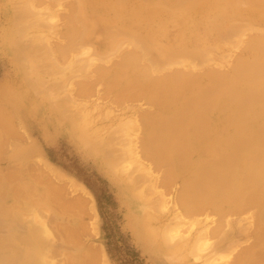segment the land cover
<instances>
[{"label":"bare ground","instance_id":"6f19581e","mask_svg":"<svg viewBox=\"0 0 264 264\" xmlns=\"http://www.w3.org/2000/svg\"><path fill=\"white\" fill-rule=\"evenodd\" d=\"M32 1L30 0V2ZM52 1L54 2V0ZM59 1L60 0H57V3ZM107 1H108L107 4L108 7H111L113 5L114 7L121 10H125L126 8H128V5L131 2L137 1L139 3H142L148 8L165 10L170 14L172 13V15L176 17L187 18L190 17L192 13L197 11L198 9H204L205 6H207V2L209 0H107ZM223 1L224 2L222 3L221 8H219L218 10V13L222 15H224L227 10L234 8L237 2L240 0H223ZM22 2L23 5L21 3L19 4L21 5L20 8L17 5L18 7L17 10L15 7L16 5L14 6L15 9L12 8L13 10V12L11 11L13 13L12 18H10L8 28L4 30V32L2 33L3 37L7 38V41H13V39L18 38V35L20 37L21 33L24 32L25 34V31H28L30 29V26H34V25H35L34 29L37 32L32 34L33 36L28 38L29 39L28 44L24 42L25 46L27 44L28 46L31 47L26 46L27 49H25L26 47H24L25 50L22 51L15 50L14 52H12L13 51L12 48H9V51H11V55L14 57V60H18L20 58L26 59L29 58L28 56L34 58L38 57L36 59L38 60L42 55L41 53H43L41 59L42 60L46 59V62L47 61L49 62V63L47 62V64H49V66L51 67V69L45 68L47 70L44 72L45 74L48 73L50 76L54 77L55 76L54 74H53L54 76L51 75L52 72L51 70H53V73L55 71L56 72L55 74L60 72L59 73L60 76L64 71H72L74 69L77 71H81L79 70V68L78 69L73 68L74 65L77 64L75 63L76 60L77 62H79L78 58L80 56L78 58L75 57L78 56L79 54H82L83 50H86L83 47H85L86 46L85 44L86 43L88 44L89 41L91 40L90 36H92V34L89 28L99 25L103 28V33H105V39H104V43L103 44L101 43V45L103 46H101L98 50L99 52H97L98 55L97 60H99L100 63L103 61L102 63H104L105 65L97 64L99 66H96L94 65L95 64L94 63L93 66L95 67H93L91 65V63L93 62L92 60H91L92 62H89L88 65H86L85 69L87 67H91V68L93 67L92 71L94 72V74L93 77L89 79L91 80L93 78L96 82L94 80H91V82L94 81L92 83V87L93 85H96L94 83L100 81L106 85L105 86L107 87L106 89H108L110 92L112 91L114 92V94L116 95L114 101L118 100L119 102L120 100L124 99L127 101L134 102L135 100H139V99L141 100L145 98L147 102L146 104H148L152 108L151 110L142 109L141 112L138 111L139 112L138 115H140L139 120H141L142 127L144 129V135L142 139H140L139 141L140 143L139 154L137 155L138 151H135L133 143L132 141H130L128 142V144H124V146L123 144H121L123 147L122 150L121 149L120 150L121 152L123 151L122 153L124 154L125 158L123 159L120 158L121 159L120 160L117 159L116 157H109L108 159H106L105 165L108 166L112 175L120 179L122 183L125 184L126 186L125 188L127 190L125 191L127 192V194H129V198H126L125 200H127L126 204L128 205V208L131 211L132 220L131 218L130 220L133 221L135 225H137L142 229V233L148 235L152 245L156 248L158 252L161 253L160 257L165 258L166 261H169L171 264H174V261H177L175 260V252L182 249L180 248L182 244H184V248H187L186 246H188L189 244L191 245V242L193 240H188V238H186L183 241H181L178 245L175 244L176 246L172 248L171 246L173 245L169 243L171 242L169 241V239L172 238L171 237L172 230H168L169 227L167 230L163 227L164 228L162 229L163 231H159V232L155 231V229L152 230L149 228L151 224V220L148 218L146 212V205H145L146 202L143 203L141 201L143 200L141 191L139 189L140 191L139 192L136 189L138 185L137 182L138 181L140 182V180L144 181L146 179L144 177L147 176L146 175L147 172H149L150 171L149 169H151L149 165H152V167H154L155 169H161L160 167L164 168V172L160 170L162 174H160L161 177L159 180H157L155 176L152 177L149 174V176L152 177L154 184L159 182L163 186H169L174 182H179L180 186L176 190L173 196V202L174 205L176 206L175 215L179 216V219H180V215L185 218L186 217L191 218L202 214H205V216H209V215L217 216L218 224L216 223L217 225L209 232L208 235L209 237H212L211 238L212 240L213 238L215 239L213 246L210 247L211 249L212 248L218 249V247H222L225 242H228V240L231 241L233 235L237 234L236 232L244 233L242 226L239 224H236V228L238 227V225L240 226L237 228V230L231 231L232 228L230 227L231 228L230 232L229 230L226 229L225 225L228 224L226 217L227 216L230 217V214H235L236 217V215L246 211L247 209L253 206L258 207L260 209H264V37L261 36L260 32H258L259 34L256 35L254 34V37L253 34H251L252 32H250L252 36H248L249 33L246 36L249 39L246 44V48H248L249 50L245 52L247 56H240L239 54L238 56L236 55L238 57L237 59L236 56L233 57L235 58V63L231 67L228 65L230 67L228 70L220 71L221 69L219 68L217 69L215 67H214L215 69H212L213 67L212 68H208V67L204 68L202 66L199 67V65L205 63L206 60L208 61V58H205V53H206L205 50H201V49L198 50L195 48L197 45L194 46V42L189 44L186 43L185 41L184 42L175 41L173 43L166 42L164 41V39L163 40L160 39L161 37L157 36L155 33H147L142 30L138 31L137 30L138 27L135 26V22H129L130 20H128L127 18H126L127 20L123 25H118L115 21L113 23L112 21H107L106 19L103 21L100 19H95L91 15H89L88 12L86 11L87 4L85 0H72V1L70 0L68 1V3L66 2L67 4L65 5H67L68 10L64 9L65 11H67L65 14L66 21L64 22L65 30L62 32L61 35L59 34L65 39V41L63 44H59L56 47L51 46L50 49H48L50 45L49 44L46 45V43H48L49 38H47L44 31L40 28V27L42 28H48V27L45 26L43 27V25H40L43 23L42 21L39 20L41 18H37V19L42 23L33 24L34 21L32 23H26L25 20L23 19L25 18L27 13L29 14L31 13L30 12L31 3H28V0ZM247 2L250 4L251 7L264 6V0H247ZM48 3H51V0ZM28 4H30L29 7ZM62 4L63 3L61 2V5ZM245 4L246 3H244V5ZM39 5L41 6V4ZM53 5L56 6L55 4ZM46 8L47 7L44 6V9ZM61 8L63 7L61 6ZM40 10L41 9H39V11ZM33 11L34 10H32V14L35 15L36 17L40 15L42 16V14L40 13L38 15L37 10H36L37 15ZM226 19L228 22L230 18L226 16ZM43 21L47 22L45 18ZM52 21L56 22V18L55 20ZM227 22H226L227 25H225L226 31H228L227 35L232 37L231 35L238 34L237 38L240 39L239 37L241 36L239 35L240 34L242 35L243 33V32L240 33V31L243 30L239 28L240 25H237L238 23L234 24L235 22L233 23L231 22L227 23ZM245 26L247 27V24L246 25L244 24V28ZM50 29L48 30L51 32ZM97 38H95V40ZM217 39L219 38H215L214 42ZM229 40L227 41L229 42ZM240 40H238L237 42L239 43ZM35 41L36 43L38 41V43L35 45L30 44V43H35ZM195 43L197 42L195 41ZM224 43L226 42L224 41ZM232 44H234L233 41ZM92 46L95 49V46L94 45ZM38 47H40V49H37ZM43 47H45L44 48L45 50L43 49ZM33 48L34 49L36 48V51L38 50L37 52L40 51L41 55L39 53H35L36 51H34ZM246 48H244V51L246 50ZM42 49L43 52L41 51ZM69 51L70 52L80 51V52L77 53L76 56L73 55L72 58L70 59L68 58L69 60H67L66 59L68 56L67 53ZM93 52H95V50ZM31 57L28 59V61H30V63L35 66L37 65L35 69L32 68L33 70H31V72L33 71L40 72L39 63L35 64L38 61H36ZM222 58L224 57L222 56ZM30 59H33V61L36 62L32 63ZM41 59H39V61H41ZM64 59L65 61L66 60L68 61V62L66 61L68 65L63 66L66 68L61 67V65H63L64 63L63 62ZM25 61L28 63L27 60ZM183 62L192 64V66L191 65L189 66L192 67L193 69H197V67L203 69L202 70L197 69L195 71L191 68L192 71H189L186 67L185 68L187 70L170 68L173 67L174 65L175 66L177 65V67L178 66L181 67L184 65ZM195 64H196V68H194ZM18 65L16 66L19 67V70L21 71L20 69L21 66ZM46 67H48V65ZM91 68L90 69L88 68V71L89 70L91 71ZM90 73L92 74V72ZM48 74L46 75L49 76ZM34 75L37 76V73L35 74L34 72ZM71 75L69 72V77H71ZM69 77L66 76V79ZM82 78L83 79H78L80 81L77 83L78 86L77 88L80 89L82 93L88 95L87 93L90 94L92 90L91 89L92 87L90 88L91 83L89 80L87 81L88 79L87 77L86 79H84L85 77L82 76ZM34 79L33 81L31 79H28V82L26 83L25 86H27L29 89L32 88L31 90H34L33 88L35 87L34 85L38 84L36 86H39L40 83H37L39 80L42 81L43 84L45 83L43 82V80H41L40 76L39 79L35 81L36 83H34ZM56 84L58 86V83ZM88 90L90 92H88ZM80 91H78V93H80ZM105 91L107 93V90ZM78 93L76 95H78ZM85 94L83 95L86 96ZM61 106L62 104L60 106L56 104L55 107L56 109H58V111H61L63 108V107L61 108ZM138 112H135L136 113L135 115H137ZM2 114L3 113H1V115ZM2 117H4V115ZM7 118L4 117L0 119V123L3 122L1 123V125H5V124L10 125V122L7 120ZM132 120L130 122L136 128L137 123H134ZM125 122L127 123V125L130 123L129 120H128L129 123L127 122V120ZM72 123L73 126L76 125L78 127L77 129L84 132L85 126L83 124L79 125L75 120L72 121ZM10 127H12V125H10ZM115 129H119V128H115ZM8 130H10L9 132H11V128ZM112 130L111 133H114ZM123 131L124 130H122L121 132L124 133ZM123 137H125V135ZM108 143L105 144L108 145ZM110 150L112 152L113 149L110 148ZM110 156L113 155L111 154ZM125 159L128 160L127 162L124 163ZM129 159L133 163H135L138 169L140 170L138 176L133 177L128 173L124 175L119 173L121 171L119 170H118L119 172L117 171L119 167L122 171H126L128 169L127 168V166L129 165L128 163L132 164L131 162H129ZM143 160H145L147 163L144 162ZM7 177L8 176H6V179ZM36 180L37 182H39L38 179ZM49 184L47 186H49ZM135 184H137L136 187ZM53 185L54 184H52V187L50 185V188H52L51 190H54V192H55L54 188H57V190L60 188L57 187L58 184L55 185V187ZM12 187L13 190L11 189V191L12 192L14 191L15 193L13 192L11 193V195L12 194L15 195L18 191L16 188L18 187L15 185ZM29 188L33 189V187H29ZM61 188L59 190L62 193L63 191L61 190ZM131 188L134 190L135 194L138 197L130 193ZM18 189H19L18 194H20L21 190L20 188ZM28 190L30 191L31 189ZM22 192L23 191H21V193ZM31 192L32 190L30 191L29 195L31 194ZM49 192L52 193L53 195L52 191ZM54 194H55L54 196H58L56 195V193ZM84 194L89 196L86 192ZM3 195L4 193L1 195V197ZM15 196L17 197L18 195L16 194ZM20 196L22 199L25 200L26 197H23V195H19V197ZM39 196H40L39 198L40 201L47 200V197H45V195L39 194ZM59 196L61 197V194H59ZM51 198H53V200L55 198V201L56 199L59 200L58 197L57 198L51 197ZM78 198L76 200L75 198L71 201L68 200L69 202L68 201L64 202L63 200L62 203L64 204L58 205L59 209L61 208L60 206H62L63 209L64 207L70 209L74 206H79L85 202L83 201L84 198L83 199L80 198L78 199ZM62 199L63 198L61 197L60 200ZM15 200L12 201L15 202ZM155 201L150 202L149 200V204H150L149 209L150 211L155 210L156 212H158V210L162 208L159 207L161 203H156ZM29 203L30 202L28 201L26 203V206H29ZM32 205L33 204L31 203V206ZM19 206L22 207L21 204ZM5 207L4 210H7L5 209ZM20 207L17 208L16 205H12L10 207L11 209L7 210L8 213L6 214L8 215V217L9 218L14 217L16 220H14V222L12 221L9 227L7 228L8 234L7 235L4 234L3 237L2 236L0 237V249L5 250L8 253L7 255H5L6 264L7 263L8 264H48L49 259L47 260L48 262H46L45 260L47 259L46 258L47 253L56 252L57 251L56 249L58 248L53 247V243L51 242L50 239L52 238L51 234L47 233V230L44 231V225L38 222L39 219H37V216L34 217L37 219L35 221H32L33 217L31 221L28 220L29 217H26L22 212L24 211L25 208L23 207V209H21ZM19 208L22 210L21 212L19 211ZM27 209L29 208L26 207L25 211H27ZM34 210L30 211L31 213L33 212L32 215H34L35 213ZM38 210L40 211V209H37L36 211L37 214L39 212ZM30 212H25V214L28 215L27 213H29L31 215ZM0 213L1 215H3V211H0ZM22 215L28 218L27 219L28 221L26 220L24 221ZM242 219L244 218L242 217ZM255 219H252L251 222H253ZM76 220H79V218L77 219L75 217L72 218L73 221L72 227L69 226L67 228L65 226L58 225L55 228V233L59 237L58 239L59 243H57V246L64 249H71L73 250L74 253V255H72L73 259H68L69 258L68 256H71L70 254H72V252L68 253L69 254L68 256L66 255V253L65 254L63 253V255L67 257L65 258V263L66 264H107L105 258H103L104 254L102 250L98 248L94 249L89 244L82 245L79 242V238L81 236L80 234L84 233L83 229L85 227L81 223L78 224ZM204 221L206 222V219ZM193 222H190L189 225L193 226L194 224ZM196 222L199 221L196 220ZM258 222L259 220L256 222L254 221L253 225H251L253 226V230L244 233L245 235H243L248 237L252 236L249 238V240H251V238L255 240L256 238L255 243L254 241L251 243L250 241H248V243H250L251 245H249L248 243L246 244V246L245 244L244 245L241 244L243 246L242 247L239 242L238 244L240 246L238 244L237 246L242 247L240 249L237 246H234V244H236L237 242L236 243L232 242L231 244H233L234 247L233 250L238 249V251L235 252V255L233 253H232L233 255L230 254L231 252H233V250L231 249L232 246H230L231 248L229 246L223 247L225 249V252L229 250L228 256L230 255L233 256V258L232 256H230L233 260L232 264H264V251H263L264 223L258 224ZM199 224L200 223H198L197 225ZM77 225H79V227ZM207 225L210 226L209 224ZM204 234L207 236V228L203 229V232L200 235L201 237L198 235L199 236L198 239H201L202 235ZM239 235L237 236L239 237ZM196 238L194 240L199 241ZM247 240L248 238H246V240L244 241ZM193 242L198 244V242L196 241ZM195 243L192 244L191 247V249L194 252H195V249H193L194 246H196V249H198L199 247ZM194 252L191 253L194 254ZM48 255H50V253ZM172 260H174L173 263ZM188 261H189L188 258L185 257L182 263L187 264ZM209 262L210 261L207 260V264ZM161 263L163 262H160V264ZM204 264H206V262H204Z\"/></svg>","mask_w":264,"mask_h":264},{"label":"rangeland","instance_id":"374dc122","mask_svg":"<svg viewBox=\"0 0 264 264\" xmlns=\"http://www.w3.org/2000/svg\"><path fill=\"white\" fill-rule=\"evenodd\" d=\"M18 1H21L20 3L22 4V1L27 0H0V115L1 113H3L0 116V119L8 117L7 120L10 122V125H12V127H10L9 124H5V126L1 125V123L3 122L0 123V197L4 193V195L0 198V211H3V215H1L0 213V237H3L4 234H8L7 228L9 227L12 221L14 222V220H16L14 217H8V215L6 214L8 213L7 210L11 209L10 207L12 205H16V207L18 208L20 207V204L22 205V207L20 208L23 209V207L26 206V203L29 201V206L26 207L30 210L27 209V211H25L26 207H24V211L30 212L35 209L34 212L36 214L34 213V215H32L33 212H30L31 215L29 213H27L28 215H26L25 212L22 211L20 208L19 211H22L26 217H29L28 219L22 215L24 221H31L32 217V221L39 219L38 222L44 225V231L47 230V233L51 234L52 238L50 239L53 243V247H56L58 249H56V252H52L53 254L49 252L50 255H48L49 253H47V259L45 260L46 262L49 261L50 264H66L65 258L67 257L63 255V253H66V255L68 256V253L72 252V254H70L71 256H68V259H73V250L64 249L57 246V243H59V237L55 233V228L58 225L65 226L67 228L69 226L72 227L73 217H75L76 219L79 218V220L76 221L78 222V224L81 223L85 227L83 229L84 233L80 232L82 234H80L81 236L79 238V242L82 245L89 244L94 249L98 248L102 250L104 254L103 258H105L107 264H160V262H163L161 264H171L169 261H166L165 258L160 257L161 253L158 252L156 248L152 245L148 235L142 233V229L135 225L133 221H131V211L129 210L128 205L126 204L127 200H125L126 198H129V194H127L126 192V186L122 183L120 179L112 175L108 166L105 165L106 159H108L109 157H116L117 159L125 158L124 154L122 153L123 151L121 152V150L124 144H128V142L130 141H132L135 151H138L137 155L139 154V141L144 135V129L142 127L141 120H139L140 115L138 114L139 112H141L142 109L151 110L152 108L148 104H146L147 102L145 98L141 100H135L136 102L134 100V102H132L124 99L120 100L119 102L118 100L114 101V99L116 98L114 92H110L108 89H106V85L100 81H98L99 83L97 82L98 84L94 83L96 85H93L92 87V83L95 80L92 78L91 80L94 81L91 82L89 78L93 77L94 74L92 68L95 66H93V64L95 63L94 65L96 66H99L97 64L105 65L104 63H102V60L101 63L99 62V60H97V52H99V48L103 46L101 45V43L103 44L105 39V33H103V28L99 25H93L94 27L89 28L92 34V36H90L91 40L89 41L91 46L89 43H86L85 45L88 47H83L86 50H83L82 54L76 56V54L79 53L81 49L79 52L69 51L70 53H67V60L72 58L73 55L76 56L75 58H78L80 56V59L78 58L79 62H77L76 60L75 63L77 64H75L73 68H79V70L81 71H77L75 69L72 71H64L60 76V72L55 74L56 72L54 71L53 73V70H51V75L54 74L55 76L53 75L54 77H52L48 73H46L49 75L47 76L44 73L45 71H47L45 68L51 69V67L49 66V64H47L48 61L46 62V59H41L43 53H41V55L40 51H36V48L33 49L34 51H36L35 53H39L41 55L39 58L41 59V61H39V59L36 60L38 57H28H31L38 61L36 62L33 61V59H30L32 63H39L41 67L39 66L40 70H37H39L40 72H31V70L35 69L37 65L35 66L31 64L30 61H28L29 58H20L18 60H14V57L11 55V51H9V48L13 49L12 52H14L15 50L22 51L27 49L26 46H28L27 44L29 43L28 38L33 36L32 34L37 32L34 29V25L30 26V29L28 31H25V34L23 32L21 33L20 37L18 35L19 40L18 38H16L13 39V41H7V38L3 37L2 33L8 28L10 18H12V8H14V6L16 5L15 7L17 10V5L19 6V8L21 6L19 5L20 3ZM60 1L64 5H61ZM60 1L57 3V0H54V2L51 0V3H48L50 2V0H34L32 2L28 0V3H31V9L29 8L31 10V13H27V15L25 16V18L27 19H23L26 23H32L34 21L33 24H38L43 22L40 25H43V27H48H40L46 34L47 38H49L48 43H46V45H50L49 47L47 46L48 49H50L51 46L56 47L59 44H63L65 41V39L60 35L65 30L64 22L66 21L65 14L67 11H65L64 9L68 10L67 5L65 4H67L70 0ZM85 1L87 4L86 11L95 19H100L102 21L106 19L107 21H112L113 23L115 21L118 25H123L128 19L130 20L129 22H135V26L138 27V31L142 30L147 33H155L157 36L161 37L160 39H164V41L166 42L173 43L175 41H185L188 44L194 42V46L197 45L195 48L198 50H205V58H208V61L206 60V62L202 65H199V67H213L212 69L219 68L221 69L220 71H226L235 63V58L233 57H235L236 55L238 56V54L240 56H247L245 52L249 50L248 48H246V44L249 40L246 37L248 33V36H252L251 34H253L254 37V34L256 35L259 34L258 32H260L261 36L264 37V6L251 7L247 0H243V3L242 0L238 1L236 6L227 10L224 15L218 13L219 8H221V5L224 1L209 0L207 2V6H205L204 9H198L197 11L193 12L190 17L187 18L176 17L172 15V13L170 14L165 10L148 8L137 1L131 2L128 5V8H126L125 10L118 9L113 5L111 7H108L107 0ZM52 3L56 6H54ZM244 3L246 4L244 5ZM39 4H41L42 8ZM29 5L30 4H28V7ZM44 6L47 8L44 9ZM61 6L63 8H61ZM38 8L41 10L39 11ZM32 10H34L33 12H35L36 15L38 12V15L40 13L42 14V16L40 15L36 17L32 14ZM131 11L134 13H132ZM226 16L230 18L228 22ZM37 18H41L39 20L42 22H40ZM44 18L47 22H49L47 23L43 21ZM55 18L56 22L52 21L55 20ZM226 22H235L234 24L238 23L237 25H240L239 28H241V30L243 29L242 31H240V33H244H242V35H239L242 37H239L241 40L237 38L238 34L231 35L232 37L227 35L228 31H226L225 28V25H227ZM244 24H247V27L245 26L246 29L244 28ZM48 29H50L51 32ZM155 31L159 32L156 33ZM250 32L252 33L250 34ZM95 35L99 38H97ZM95 38L97 39L95 40ZM215 38L219 39L214 42ZM236 39L242 42L239 41L238 43V40ZM227 40H229V42ZM231 40L234 42V44H232ZM195 41L197 43H195ZM224 41L226 43H224ZM24 42L27 43L26 46ZM37 43L35 41V43L30 44L35 45ZM200 43L204 45L202 46ZM92 45L95 46V49ZM230 46L233 47L231 48ZM24 47L26 48L24 49ZM44 48L45 47H43V49ZM244 48H246L245 51ZM37 49H40V47H38ZM43 49L41 50L42 52ZM94 50L95 52H93ZM222 56L224 58H222ZM237 56L236 59L238 58ZM25 60H27L28 63ZM66 61L65 59L63 60L64 63L63 65H61V67H63L64 65H68V61ZM89 62H92L91 65L93 67H87L86 70L85 67L86 65H88ZM18 64L21 66V71L19 70V67L16 66ZM183 64L184 65L181 67H177V65H172L173 67L170 68L183 70L188 69L189 71H192V67L189 66H192V64H189L187 62H183ZM47 65L48 67H46ZM88 68H91V71H89L92 72V74L88 71ZM194 68H196V64ZM197 69L202 70L203 68L197 67ZM197 69L193 70L196 71ZM34 72L35 74L37 73V76L34 75ZM69 72L70 75L72 74L73 76L71 75V77H69ZM39 76L41 77V80L45 82L44 84L42 83V81L39 80L37 83L40 84L39 86H36L38 84L34 85V90H31L32 88L29 89L27 86H25L28 82V79H31L33 81V79L35 78L34 83H36L35 81L39 79ZM66 76H68L69 78L66 79ZM82 76L85 77L84 79H86L87 77V81L89 80L91 83V93L89 94L86 92L88 95L82 93L80 89L77 88V83L80 81L78 79H83ZM56 83H58V86ZM105 90H107L108 94ZM78 91H80V93H78ZM88 92L90 91L88 90ZM77 93L78 95H76ZM83 94H85L86 96H84ZM56 104L59 106L62 104L61 108H63L61 111H58V109H56ZM135 112H138L137 115H135ZM3 115L4 117H2ZM74 120L77 122V124H83L85 126L84 132L77 129L78 127L76 125L73 126L72 121ZM126 120L127 122L128 120L129 122L132 120L134 123H137L138 126L136 125L135 128L131 122V124L128 122V125H131L129 127L125 122ZM6 128H11V132H9L10 130ZM111 130L114 133H111ZM118 130L120 131V133ZM122 130H124V133L121 132ZM124 135L125 137H123ZM105 143H108V145ZM121 144H123V146ZM109 145L110 148L113 149L112 152L109 148ZM111 154L113 156H110ZM127 160L125 159L124 163L127 162ZM143 161L146 162L145 160ZM129 162H131L132 164L128 163L129 165L127 166L128 169L126 171H122L120 167L117 169V171H121L118 172L124 175L128 173L133 177L138 176L140 170L138 169L137 165L133 163L130 159ZM149 166L151 167V169H149L150 171L147 172V176L144 177L146 179L144 181L139 179L140 182H137L138 185L135 184V187L137 185L136 189L138 191L140 189L141 191L143 197V200L141 201L143 203L146 202V212L148 218L151 220L149 228L152 230L155 229V231L159 232L163 231L162 229L164 228L167 230L169 227L168 230H172V238H170L171 240L169 239V241L171 242H168L173 245L171 246L172 248H174L186 238H188V240L198 242L197 244L192 241L191 245L189 244L188 246H186L187 248H184V244H182L180 246V248L182 249L175 252V260L177 261L172 260V263L174 261V264H183V259L186 257L189 260L187 264H204V262H206L207 264V260L210 261L208 264H232V255H235V252L238 251V249L233 250L234 247L233 244H231L232 242H237L236 244H234V246H237L239 242L240 245L245 244V246L248 241H250V243L254 241L255 243L256 238L254 236L253 237L255 238V240H253V238L249 240V238L252 236L248 237L243 235H245L244 233L253 230V226L251 225H253L254 221L256 222L259 220L260 223L258 222V224L264 223V221H262L264 220V209H260L258 207L253 206L247 209L246 211L240 213L241 215H236V217L238 216L237 218L235 217V214H230V217L227 216L226 220L228 221L229 225H225L226 229L230 232L231 228V231L237 230V228L240 227L239 225H241L244 233L236 232L237 234L233 235L231 241L228 240V242H225L223 246L218 247V249H211L210 247L213 246L215 239L213 238L212 240V237H209L208 235L209 232L218 224L217 216H205V214H202L194 216L195 218H185L180 215V220L179 216L175 215L176 206L173 202L174 193L180 186L179 182H174L169 186H163L159 182V184H154L152 177L155 176V178L159 180L161 177L160 174H162L161 171L164 172V168L160 167L161 169H155L154 167H152V165ZM149 174L152 177H150ZM6 176H8L7 179L9 182L6 179ZM36 179L41 182H37ZM42 182L45 184H43ZM47 183H50L49 186H47ZM52 184H54V187L58 184L57 187H62L61 190L63 192H60V188L58 189L59 191L57 190V188H54L55 192L54 190H51L52 188H50V185L52 187ZM14 185L20 188V190L23 191L24 194L23 192L21 193V191L20 194H18L19 189L14 187L18 190H16V194L18 196L16 197V194L11 195V193L14 192L11 191V189L13 190L12 186ZM29 187H33V189ZM28 189L32 190L30 195L29 193L31 190L29 191ZM49 191H52L53 195ZM85 192L89 196L84 194ZM54 193H56V195L58 196H54ZM130 193L138 197L132 188ZM39 194L45 195V197H47V200L40 201ZM59 194H61V197L63 198L62 200H60L61 197L59 196ZM19 195H23V197H26L25 200L22 199L21 196L19 197ZM11 196H14L16 200L14 197ZM51 197H58L59 200L56 199L55 201V198L53 200V198ZM78 197L80 199L84 198V205L81 204L79 206H74L70 209L65 207L63 209V207L60 206L62 209H59L58 205L64 204L62 203L63 200L64 202L68 200L71 201L74 198L76 200ZM87 197L90 199V201ZM12 200H15V202ZM149 200L150 202L156 200V203H161L159 207L162 208L159 209L158 212H156L155 210L150 211ZM31 203L33 204L32 206ZM4 207L7 210H4ZM37 209H40V211L38 210V214L36 212ZM36 216L37 219L34 218ZM242 217L244 219H242ZM251 218L255 220L251 222ZM195 219L199 222H196ZM205 219L206 222L204 221ZM239 219L242 220L240 221ZM190 222L194 223L193 226L189 225ZM198 223L200 224L197 225ZM207 224H209L210 226H208ZM236 224H239L237 228ZM77 226L79 227V225ZM206 228L207 236L204 234L202 235L201 239H198L199 236L202 234L203 229ZM237 235H239V237ZM195 238L199 241L194 240ZM246 238H248V240L244 241L246 240ZM194 243L199 246L198 249H196V246H194L193 249H195V252L191 249L192 244ZM250 243L248 244L251 245ZM225 246H232V248H230L233 250V252H231L230 254H233H229L230 256H232V258L228 256L229 250L226 249L227 251L225 252V249L223 248ZM239 246L237 247L240 249L243 247ZM191 252H194V254ZM7 254L8 253L5 250L0 249L1 264H6L5 255Z\"/></svg>","mask_w":264,"mask_h":264}]
</instances>
